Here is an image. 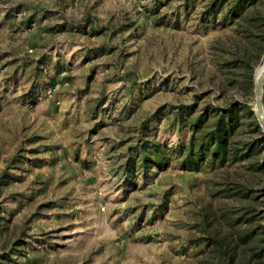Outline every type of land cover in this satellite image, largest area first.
I'll list each match as a JSON object with an SVG mask.
<instances>
[{
    "label": "rangeland",
    "instance_id": "rangeland-1",
    "mask_svg": "<svg viewBox=\"0 0 264 264\" xmlns=\"http://www.w3.org/2000/svg\"><path fill=\"white\" fill-rule=\"evenodd\" d=\"M214 1L0 0V264H264L254 119L181 166L180 113L254 107L264 0Z\"/></svg>",
    "mask_w": 264,
    "mask_h": 264
},
{
    "label": "trees",
    "instance_id": "trees-1",
    "mask_svg": "<svg viewBox=\"0 0 264 264\" xmlns=\"http://www.w3.org/2000/svg\"><path fill=\"white\" fill-rule=\"evenodd\" d=\"M227 1L228 0H215L212 2L210 12L216 13L217 8H221ZM253 3L254 0H234L229 8L228 15L230 17L236 16L243 12L248 4L251 5ZM249 83L254 91V77L253 80L252 76L249 77ZM29 95H31V93H29ZM193 111V107H190V110H184L185 113L179 114V120L181 122L186 121L191 132L187 152L181 160V166L183 168L197 169L208 157L213 159L219 158L221 163L227 158L230 160H236L235 155L237 154L238 149L230 148L229 144L233 140L236 129L241 126V117L254 119L257 130H259L261 134L259 139L255 140L254 143H259V140L264 142V132L261 131L254 110L245 101L231 102L223 108L213 107L211 111H209V106H205L202 114L189 120ZM211 118L213 119V122L208 124V121ZM154 146L156 149H159L158 144H154ZM142 148H146V146L143 145ZM181 149H183L182 152L184 153V148L181 147ZM159 153L158 150L154 151V161H158L160 158H157ZM150 155L151 153L143 156V158L137 160V162L140 161L141 164L147 163V159ZM124 166L126 167L130 165L125 163Z\"/></svg>",
    "mask_w": 264,
    "mask_h": 264
},
{
    "label": "water",
    "instance_id": "water-1",
    "mask_svg": "<svg viewBox=\"0 0 264 264\" xmlns=\"http://www.w3.org/2000/svg\"><path fill=\"white\" fill-rule=\"evenodd\" d=\"M259 67L261 71L258 76L254 77V100H253V110L256 114L257 120L262 127L264 132V54L260 59Z\"/></svg>",
    "mask_w": 264,
    "mask_h": 264
},
{
    "label": "bare ground",
    "instance_id": "bare-ground-1",
    "mask_svg": "<svg viewBox=\"0 0 264 264\" xmlns=\"http://www.w3.org/2000/svg\"><path fill=\"white\" fill-rule=\"evenodd\" d=\"M260 71H261V67L258 66V69L256 70V76L259 75Z\"/></svg>",
    "mask_w": 264,
    "mask_h": 264
},
{
    "label": "built area",
    "instance_id": "built-area-1",
    "mask_svg": "<svg viewBox=\"0 0 264 264\" xmlns=\"http://www.w3.org/2000/svg\"><path fill=\"white\" fill-rule=\"evenodd\" d=\"M49 91H51V90H49Z\"/></svg>",
    "mask_w": 264,
    "mask_h": 264
}]
</instances>
